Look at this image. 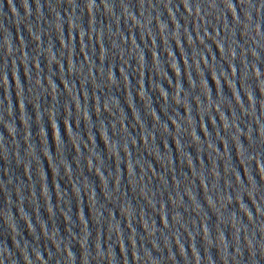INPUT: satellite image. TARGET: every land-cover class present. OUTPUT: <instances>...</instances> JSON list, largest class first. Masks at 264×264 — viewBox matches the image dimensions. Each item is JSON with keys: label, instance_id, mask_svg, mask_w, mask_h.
Here are the masks:
<instances>
[{"label": "water", "instance_id": "95a60500", "mask_svg": "<svg viewBox=\"0 0 264 264\" xmlns=\"http://www.w3.org/2000/svg\"><path fill=\"white\" fill-rule=\"evenodd\" d=\"M0 264H264V0H0Z\"/></svg>", "mask_w": 264, "mask_h": 264}]
</instances>
